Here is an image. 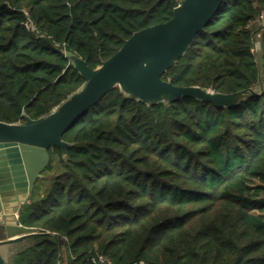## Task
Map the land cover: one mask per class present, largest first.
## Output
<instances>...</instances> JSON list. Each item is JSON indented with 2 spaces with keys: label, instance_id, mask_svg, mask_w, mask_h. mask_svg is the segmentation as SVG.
<instances>
[{
  "label": "trees",
  "instance_id": "16d2710c",
  "mask_svg": "<svg viewBox=\"0 0 264 264\" xmlns=\"http://www.w3.org/2000/svg\"><path fill=\"white\" fill-rule=\"evenodd\" d=\"M262 10L264 0H222L162 74L259 92L230 106L148 104L111 87L64 131L65 153L48 148L17 217L49 233L13 243L8 264H264ZM172 14L171 0H0V119L46 114L83 82L66 52L95 68Z\"/></svg>",
  "mask_w": 264,
  "mask_h": 264
},
{
  "label": "water",
  "instance_id": "95a60500",
  "mask_svg": "<svg viewBox=\"0 0 264 264\" xmlns=\"http://www.w3.org/2000/svg\"><path fill=\"white\" fill-rule=\"evenodd\" d=\"M222 0H171L172 16L135 30L108 58L92 68L74 52H66L83 82L49 112L17 122L0 119V264H8L13 243L48 231L19 222L17 212L49 163L48 148L66 152V131L91 105L117 85L130 97L148 104L187 95L230 106L259 92L248 87L234 92L192 85H175L162 77L193 42Z\"/></svg>",
  "mask_w": 264,
  "mask_h": 264
},
{
  "label": "rangeland",
  "instance_id": "374dc122",
  "mask_svg": "<svg viewBox=\"0 0 264 264\" xmlns=\"http://www.w3.org/2000/svg\"><path fill=\"white\" fill-rule=\"evenodd\" d=\"M257 27L256 28H254L255 30H254V32H255V34H254V36H255V41H254V48H253V50H254V53H255V55H256V57H257V59H258V61H259V63H260V65H261V67L263 68V66H264V59H263V57H262V54H261V50H260V47L258 46V43H257V41L259 42H261V38H262V36H261V26L260 25H256ZM25 243H21V244H18V247L21 245H24Z\"/></svg>",
  "mask_w": 264,
  "mask_h": 264
},
{
  "label": "built area",
  "instance_id": "2783aa9c",
  "mask_svg": "<svg viewBox=\"0 0 264 264\" xmlns=\"http://www.w3.org/2000/svg\"><path fill=\"white\" fill-rule=\"evenodd\" d=\"M259 25L261 26V42L257 41L258 43V46L261 47L264 43V11L262 10L260 12V15H259ZM99 260L103 263V264H110V260H108L107 258H105L104 256L100 255L99 256Z\"/></svg>",
  "mask_w": 264,
  "mask_h": 264
},
{
  "label": "crops",
  "instance_id": "0c3cea01",
  "mask_svg": "<svg viewBox=\"0 0 264 264\" xmlns=\"http://www.w3.org/2000/svg\"><path fill=\"white\" fill-rule=\"evenodd\" d=\"M260 50L262 51V46L260 47ZM17 215H18V212H17Z\"/></svg>",
  "mask_w": 264,
  "mask_h": 264
},
{
  "label": "flooded vegetation",
  "instance_id": "af4514ba",
  "mask_svg": "<svg viewBox=\"0 0 264 264\" xmlns=\"http://www.w3.org/2000/svg\"><path fill=\"white\" fill-rule=\"evenodd\" d=\"M1 219L3 218V217H0Z\"/></svg>",
  "mask_w": 264,
  "mask_h": 264
}]
</instances>
